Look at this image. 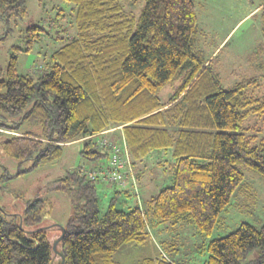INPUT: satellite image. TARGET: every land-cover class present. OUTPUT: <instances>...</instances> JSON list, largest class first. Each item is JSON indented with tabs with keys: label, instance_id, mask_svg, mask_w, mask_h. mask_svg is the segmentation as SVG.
I'll return each mask as SVG.
<instances>
[{
	"label": "trees",
	"instance_id": "trees-1",
	"mask_svg": "<svg viewBox=\"0 0 264 264\" xmlns=\"http://www.w3.org/2000/svg\"><path fill=\"white\" fill-rule=\"evenodd\" d=\"M26 1L0 0V19L24 17ZM66 1L74 6L76 35L45 58L36 77L18 72L21 48L14 46L0 77V130L9 131L2 149L18 163H30L5 177L60 158L63 142L120 125L134 165L154 150L172 149L173 184L150 197L146 208L139 200L117 209L112 197L102 211L96 181L78 168L66 171L55 188L68 194L72 213L57 252L60 229L44 220L52 206L36 196L17 214L0 204V264H60L62 257L63 264H115L116 250L143 244L151 226L169 222H192L210 235L243 182L241 167L264 178V139L255 143L243 124L252 116L264 122L260 78L221 86L216 57L205 59L195 47L201 29L194 0H145L139 17L120 0ZM259 10L264 40V3ZM25 31L27 51L46 33L39 25ZM174 81L163 103L159 92ZM28 121L39 131L23 129ZM80 154L94 162L106 155L90 139ZM130 188L111 189L130 197ZM256 248L259 255L246 260ZM205 250L203 264H264V223L256 228L242 222ZM157 252L138 264H178Z\"/></svg>",
	"mask_w": 264,
	"mask_h": 264
},
{
	"label": "rangeland",
	"instance_id": "rangeland-1",
	"mask_svg": "<svg viewBox=\"0 0 264 264\" xmlns=\"http://www.w3.org/2000/svg\"><path fill=\"white\" fill-rule=\"evenodd\" d=\"M124 8L139 17L145 0H120ZM201 32L198 33L195 47L203 58L209 56L215 59L221 86L230 87L242 81V78L257 77L258 93L264 96V40L262 21L259 8L264 0H194ZM73 5L66 0H27V12L22 18H13L6 22L0 19V77H5L7 64L14 52V46L21 48L17 54V70L21 74L29 73L36 77L53 50L70 41L76 35L73 17ZM41 26L40 39L30 50H25L26 29L30 26ZM25 50V51H24ZM35 71V72H34ZM34 72V73H33ZM33 73V74H32ZM178 83L166 84L159 92V98L164 103ZM246 133L256 137V142L264 139V122L261 118H247ZM23 129L39 131L33 121H28ZM109 136L113 140L122 141L120 125L113 127ZM9 131L0 130V204L8 213H21L24 204L38 196L51 204V210L45 219L66 225L70 217L71 199L67 193L58 190L56 181L66 171L76 168H90L94 161L85 160L80 151L88 139L78 138L72 142H63L62 156L53 162H48L29 172L6 178L7 174L18 172L19 168H27L29 162L18 161L4 153L1 141ZM91 140V139H90ZM92 141V140H91ZM94 142V141H93ZM160 162V163H158ZM172 149L154 150L146 155L142 164H133L134 188L127 184L130 197L124 191L116 193L97 183V195L100 198L99 208L104 211L113 197L117 209L134 207L136 201L147 200L173 183L172 167L174 164ZM244 179L239 185L225 208L219 213L218 220L210 235H202L192 222L181 221L178 224L162 223V226H151L149 235L143 244L127 243L114 252L115 264H138L143 258L156 256L161 250L169 261L178 264H203L208 252L206 244L215 238L223 237L237 229L242 222L250 223L260 228L264 223V178L258 173L241 167ZM141 174L140 181L138 174ZM139 182V184H138ZM132 185V184H131ZM137 191V198L134 193ZM162 227H164L162 229ZM162 229V231H161ZM156 248V251H155ZM259 249L251 250L246 260L259 255Z\"/></svg>",
	"mask_w": 264,
	"mask_h": 264
},
{
	"label": "built area",
	"instance_id": "built-area-1",
	"mask_svg": "<svg viewBox=\"0 0 264 264\" xmlns=\"http://www.w3.org/2000/svg\"><path fill=\"white\" fill-rule=\"evenodd\" d=\"M113 130L114 128H108L107 130L97 131V133L84 138L94 141V144L106 155L99 158L93 167L80 168L79 172L95 180L96 183H101L109 188L122 189L126 188L127 184L134 188L133 162H131L125 140L122 138V141L119 142L109 136ZM135 192L139 197L137 191Z\"/></svg>",
	"mask_w": 264,
	"mask_h": 264
},
{
	"label": "water",
	"instance_id": "water-1",
	"mask_svg": "<svg viewBox=\"0 0 264 264\" xmlns=\"http://www.w3.org/2000/svg\"><path fill=\"white\" fill-rule=\"evenodd\" d=\"M19 227H21V220L19 221ZM54 227H58L59 229H60V233H61V235L56 239V241L53 243V249H54V251L55 252H57V245H56V243L63 237V235L65 234L64 233V231H65V229H64V226H62L61 224H58V223H56V224H54L53 225ZM64 263V257H62V259H61V262H60V264H63Z\"/></svg>",
	"mask_w": 264,
	"mask_h": 264
},
{
	"label": "crops",
	"instance_id": "crops-1",
	"mask_svg": "<svg viewBox=\"0 0 264 264\" xmlns=\"http://www.w3.org/2000/svg\"><path fill=\"white\" fill-rule=\"evenodd\" d=\"M122 130V129H121ZM121 134H122V131H121ZM123 137V136H122ZM119 140H121V139H119ZM97 163V161L95 162V164ZM158 163H160V162H158ZM95 164H93V165H95ZM142 164V163H141ZM141 174L142 173H139L138 174V178H139V181H140V177H141ZM138 184H139V182H138ZM102 186H104L103 184H101ZM104 188H107V189H109L107 186H104Z\"/></svg>",
	"mask_w": 264,
	"mask_h": 264
}]
</instances>
